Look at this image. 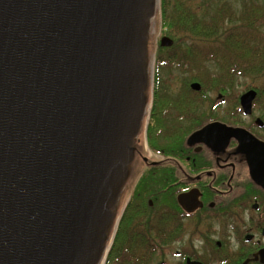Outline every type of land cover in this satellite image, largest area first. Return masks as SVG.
Masks as SVG:
<instances>
[{
	"label": "water",
	"instance_id": "water-1",
	"mask_svg": "<svg viewBox=\"0 0 264 264\" xmlns=\"http://www.w3.org/2000/svg\"><path fill=\"white\" fill-rule=\"evenodd\" d=\"M160 5L0 0V264L104 261L150 111L149 24ZM256 95L242 94L246 114ZM219 127L240 137L264 186V143L246 129L216 122L191 139L213 144Z\"/></svg>",
	"mask_w": 264,
	"mask_h": 264
},
{
	"label": "flooded vegetation",
	"instance_id": "flooded-vegetation-1",
	"mask_svg": "<svg viewBox=\"0 0 264 264\" xmlns=\"http://www.w3.org/2000/svg\"><path fill=\"white\" fill-rule=\"evenodd\" d=\"M226 12V22L237 21L230 7ZM224 29L226 37L241 27ZM243 49L246 55L249 49ZM251 89L257 91L252 112H244L241 94L229 116L217 110L227 102L225 90L212 110H202L210 97L153 96L102 264H264V186L251 174L240 137L227 139L219 127L213 144L206 134L191 139L218 122L244 128L264 143L263 91L251 86L243 94Z\"/></svg>",
	"mask_w": 264,
	"mask_h": 264
},
{
	"label": "rangeland",
	"instance_id": "rangeland-1",
	"mask_svg": "<svg viewBox=\"0 0 264 264\" xmlns=\"http://www.w3.org/2000/svg\"><path fill=\"white\" fill-rule=\"evenodd\" d=\"M168 4L167 7L171 9L174 5V3L177 0H167ZM185 1L188 5L193 7L194 9H197L199 11H202V9L199 8V5L204 3V8L210 9V13H215V9L217 7H220L222 5L230 7V12L233 16H237V21L232 20V22H225L224 20L222 22V26L219 29V37L216 40H212V38L208 37L206 38L204 44L208 47L206 49H214L220 50L223 48L224 40L227 38L224 35V30H221L222 27L225 26V28H234L237 25L241 27L239 29V32H236V30H232V33L234 35H238L237 40L239 41L240 45L243 47L247 46L249 51H246L245 58L243 60H238L236 65L239 68H244V73L242 74H232V81L230 84L227 82L225 83V95L227 96V102L226 104H222L220 108L217 110L226 111V113L231 115L232 111H235L239 104V97L241 94H243L244 91H246L251 86H257L259 89L263 91L260 98V104L264 103V61L262 65H259L261 68L260 72L255 71L250 68V64L253 66L258 67V59L263 57L264 60V0H182ZM240 18V20H239ZM162 11L161 8L158 9L156 18L152 20L149 24V36H148V49H149V62L151 64H154L153 67V78H152V84L150 87V102L152 101L153 96V90L156 86L158 88V93L162 96H171L174 94V96L178 94H184L189 95L191 97H202L203 100L206 101L205 107L202 110H206L209 107V110H212L211 108V102L218 101V95L222 92H218L216 88H211L207 85H204L201 81H198L202 84L201 91H196L191 88L190 84L193 82H196L197 80H193V77L200 73V69H194L191 67L190 63L186 60L185 67L186 70L179 68L177 64H169L164 67H160L158 71L155 69V61L157 60L158 53L160 51L161 46V38L165 34V29H163L162 25ZM222 21V20H221ZM220 21V22H221ZM234 35L231 37L234 38ZM170 36V35H169ZM172 37V36H171ZM253 37V38H252ZM174 39V37H172ZM251 38V39H250ZM175 42V39H174ZM167 47V46H161ZM171 47V46H168ZM186 47L180 46L179 48H172L171 50L165 49L163 52L167 54L177 53L182 58H185L187 56L186 54ZM243 52V51H242ZM243 54V53H242ZM243 57V56H242ZM258 57V58H257ZM225 59V58H224ZM222 59V56L219 55L217 57H207L203 61V66L206 70H208L211 74H217V73H223L224 69H222V65H225L226 60ZM255 64V65H254ZM235 65V64H234ZM249 65V67H247ZM231 67L229 64L227 66V69ZM249 70V72H248ZM157 74V75H156ZM157 77V79H155ZM225 81V80H224ZM227 81V80H226ZM205 98V99H204ZM202 100V101H203ZM208 106V107H207ZM207 107V108H206ZM240 118L247 122V118L239 115ZM230 118V117H228ZM233 120V118H230ZM142 136V134H140ZM149 151V150H148ZM155 155V154H154ZM111 234V232H110ZM112 240V236L109 235L108 243L110 244ZM170 248V247H169ZM166 259L171 262L170 257H166ZM105 260V259H104ZM175 262V260H174ZM104 263V261L101 262V264Z\"/></svg>",
	"mask_w": 264,
	"mask_h": 264
},
{
	"label": "trees",
	"instance_id": "trees-1",
	"mask_svg": "<svg viewBox=\"0 0 264 264\" xmlns=\"http://www.w3.org/2000/svg\"><path fill=\"white\" fill-rule=\"evenodd\" d=\"M204 3L199 5L202 11H199L198 8L194 9L182 0H177L173 7L169 9L167 7L168 1L161 0V21L163 29L166 30L165 34L174 37L175 42L171 47L162 48L160 46V51L156 60V71H158L160 67L173 63L174 65L177 64L179 68L186 70L187 68L184 64H186L187 61L194 69H200V73L193 77L194 81H201L204 85L216 88L218 92H222L225 90V83L228 82L230 84L232 81L233 73L237 75L244 73V68H239L236 62L238 60H243L246 55L244 54V49L237 40L238 35L234 34L227 36L224 40L225 42L222 49H206L208 48L204 44L206 38L210 37L212 40H216L220 36L219 29L222 26L223 20L224 23L226 22L227 6L222 5L220 7L219 5V7L215 9V13L211 14L209 8H204ZM230 19L232 20V17H230ZM221 30H224V27H222ZM232 35H234V38L231 37ZM180 46H185L187 49V56L185 58H182L180 54L178 55L177 53L172 55L171 53L167 54L163 52L165 49L171 50L172 48L176 49ZM219 55L222 56V59L225 58L224 60L227 62L225 65L221 66L224 72L211 74L203 66V61L207 59V57H217ZM257 61L258 67L256 70L260 72L261 68L259 65L263 64V57L259 58ZM228 64L231 67L227 69ZM155 79H157V77ZM158 94V88L155 86L154 96Z\"/></svg>",
	"mask_w": 264,
	"mask_h": 264
}]
</instances>
